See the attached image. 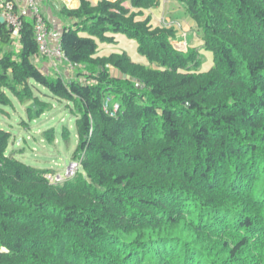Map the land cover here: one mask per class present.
I'll use <instances>...</instances> for the list:
<instances>
[{"label":"trees","instance_id":"1","mask_svg":"<svg viewBox=\"0 0 264 264\" xmlns=\"http://www.w3.org/2000/svg\"><path fill=\"white\" fill-rule=\"evenodd\" d=\"M174 1L212 54L206 72H196V49L171 44L173 26L136 19L159 0H80L63 10L75 21L58 38L71 79L36 66L30 18L17 32L0 22V113L30 102L24 112L37 120L52 108L41 93L67 102L79 165L54 183L49 170L7 154L12 136L0 130V264L263 260L264 0ZM106 34L135 41L149 66L126 53L95 57L96 40L114 43ZM107 97L119 105L114 117L103 112ZM193 218L195 227L182 224Z\"/></svg>","mask_w":264,"mask_h":264},{"label":"rangeland","instance_id":"2","mask_svg":"<svg viewBox=\"0 0 264 264\" xmlns=\"http://www.w3.org/2000/svg\"><path fill=\"white\" fill-rule=\"evenodd\" d=\"M163 4V2H162ZM172 4L174 2L171 0L166 6V15L160 14L157 15V19L154 20V13L151 15H143V17H137V20H143L146 17L150 16L151 25L153 27L164 28L168 27L167 22H169L167 16L171 14V17L174 19H181V21L187 18L186 12L173 13ZM125 7V5L123 4ZM171 9V11H169ZM179 17V18H178ZM178 25V24H177ZM175 26V25H174ZM176 27V26H175ZM174 29V28H173ZM54 33L59 38L61 32L54 30ZM175 30V29H174ZM181 31V30H180ZM175 30V36L171 39V44L179 49L180 51H187V49L194 48L198 52V59L200 65L196 72H206L208 71L213 64L212 54L204 50L203 42L199 32H183ZM183 32V33H182ZM187 34V35H186ZM115 44L111 46H106L108 50V55L110 54H121L126 53L130 56V60L133 63H137L138 60L142 59V64L144 66H149L146 59L140 56L136 51V42L128 39L124 35L115 36ZM110 51V52H109ZM104 52L99 50V53ZM139 64V63H137ZM59 74V73H58ZM37 92L35 91V95ZM44 102L51 104V110L43 114L37 120L30 121L28 116L24 112V106L32 107V103L28 102L26 105H19L17 101L13 100L14 108L12 111L7 108L5 111L10 114V120L8 125H11V128L8 126H0V129L10 132L11 139L9 141L7 154L13 153V155L20 160L21 162L33 166L39 169H46L50 172L47 173L46 178L54 183H61L67 178L72 177L78 170L79 165L76 161L73 160V153L76 148L77 136L75 128V116H74V107L68 105L65 101H58L50 96H44L42 93L38 94ZM0 115H3L0 113ZM23 118V121L20 119ZM1 120H6L5 116L1 117ZM7 122V121H5ZM26 122V123H23ZM232 224L234 220L229 219ZM197 219H189L185 223H182L190 229V226H196ZM228 220H226L227 222ZM226 222L221 220L218 224L219 226L225 225ZM182 224L180 225L182 227ZM192 232V231H191ZM181 236V239L188 240L189 235L186 232H177V235ZM264 233V228H263ZM198 237L197 240L201 241L203 247L206 246L205 237L203 233L196 234ZM193 239L195 234L192 232ZM257 259V258H256ZM259 264H264L263 260Z\"/></svg>","mask_w":264,"mask_h":264},{"label":"crops","instance_id":"3","mask_svg":"<svg viewBox=\"0 0 264 264\" xmlns=\"http://www.w3.org/2000/svg\"><path fill=\"white\" fill-rule=\"evenodd\" d=\"M2 1L3 0H0V2H2ZM34 1L39 6L41 13L46 18L51 29H54V30H57L58 32H61L63 29L70 27L75 23V21H73L70 18H68L67 16H65L62 13V11L63 10H77L80 6V0H34ZM87 1L90 3L91 6H96L101 0H87ZM170 1L171 0H159V3H158V5L155 6V8L145 10L143 13H144V15L149 14L151 16L154 13L155 14L154 20H155V19H157L156 17H157L159 12H160L159 15L164 14L166 12V6L168 5V3ZM172 1L174 2V4L171 5L172 6L171 9L173 10V13H175L176 11L177 12L179 11L182 14H184L183 11L186 12L182 7H180L178 5V3L176 1H174V0H172ZM12 2L15 4L17 10L23 8L25 5V0H12ZM162 2H163V4H162ZM123 4L125 5L126 8H130L129 2H125ZM171 9H169V11H171ZM185 14H187V12ZM165 15H166V13H165ZM185 16H187V18L184 21L183 20L181 21V19H179V23H178V19L173 20V18L171 17V14H169L167 16L169 22H167L166 24L168 27L173 26L174 29L177 31L181 30L185 33L196 32L197 28H196V24L194 23V21L188 16V14ZM117 35H119V34H106L105 36L109 37V38H113L114 43H112V44H115V41L117 39V38H115V36H117ZM96 43H97V53H96L95 57H100V58L101 57H108L109 55H108V50L106 49V46H111V44L100 43L98 40H96ZM100 48H101V51L102 50L104 51L101 53V55L99 53ZM136 50H137V44H136ZM127 56L130 58L129 55H127ZM34 61H35L36 66L39 68V70L41 72H43L44 74H47L49 76H53L55 73L58 72L59 75L64 76L67 79H71L73 77V74H76V71L73 70V68L70 65H68L67 62H64L61 60L55 59L54 62H50L46 58L36 57L34 59ZM137 63L142 64L143 63L142 59L138 60ZM0 116L1 117L5 116V119H6V120L0 119V124L2 126L6 125L9 128H11V125H8V121L11 119L10 114L6 112ZM20 119L23 121V118H20ZM5 121H7V122H5ZM0 130H2V129H0Z\"/></svg>","mask_w":264,"mask_h":264},{"label":"built area","instance_id":"4","mask_svg":"<svg viewBox=\"0 0 264 264\" xmlns=\"http://www.w3.org/2000/svg\"><path fill=\"white\" fill-rule=\"evenodd\" d=\"M21 17L30 18L33 21L34 39L37 45V56L46 58L50 62H54L55 59L66 62L65 57L60 51L57 35L49 26L46 18L43 16L39 6L34 0H25L24 7L19 9L17 14L14 13L12 1H4L0 3V18H3L7 26L15 32L18 31L21 25ZM56 74H58V72ZM102 109L105 114L110 117H114L119 110V105L114 103L110 97H107L104 100Z\"/></svg>","mask_w":264,"mask_h":264},{"label":"water","instance_id":"5","mask_svg":"<svg viewBox=\"0 0 264 264\" xmlns=\"http://www.w3.org/2000/svg\"><path fill=\"white\" fill-rule=\"evenodd\" d=\"M0 22L1 23H4V20H3V18H0ZM107 67H110V66H107ZM112 74L114 75H117V76H121L118 72H116V71H112ZM122 78L123 79H128V80H132L130 77H127V76H125V75H122Z\"/></svg>","mask_w":264,"mask_h":264}]
</instances>
